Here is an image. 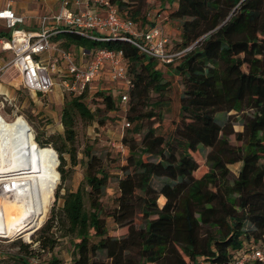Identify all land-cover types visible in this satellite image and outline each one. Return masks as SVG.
I'll return each mask as SVG.
<instances>
[{
  "label": "trees",
  "instance_id": "1",
  "mask_svg": "<svg viewBox=\"0 0 264 264\" xmlns=\"http://www.w3.org/2000/svg\"><path fill=\"white\" fill-rule=\"evenodd\" d=\"M157 1L176 2L168 9V17L179 22L175 51L189 47L169 63L117 37L92 40L69 31L52 37L66 49L122 50L131 82L128 109L120 94L102 88L93 91L101 100L95 108L85 103L87 89L77 95L66 92L60 114L63 133L45 140L34 137L38 146L51 145L57 152V169L65 181L79 162V121L104 125L107 113L122 109L131 124L121 138L127 155L118 165L120 174L111 173L105 158L86 144L83 179L75 190L55 192L62 199L59 215L51 209L35 240L40 250L53 248L51 230L60 224L62 236L73 245L71 264H233L238 251L264 235V0ZM110 2L123 19L138 24L141 3L133 9L136 0ZM10 34L2 30L0 39L8 40ZM159 65L169 67L183 86L179 122L169 139L154 125L163 119V102H152L151 93L163 97L170 87ZM230 111L242 120L243 130L234 133L239 146L228 138L233 115L225 120L217 116ZM63 154L69 156L68 169ZM238 161L242 165L231 179L229 165ZM111 179L118 195L106 206L102 198ZM137 215L139 225L134 223ZM107 217L126 227V233L110 235ZM15 259L29 264L23 254ZM49 264L60 262L53 258Z\"/></svg>",
  "mask_w": 264,
  "mask_h": 264
},
{
  "label": "rangeland",
  "instance_id": "2",
  "mask_svg": "<svg viewBox=\"0 0 264 264\" xmlns=\"http://www.w3.org/2000/svg\"><path fill=\"white\" fill-rule=\"evenodd\" d=\"M11 0H0V8L6 5L7 2ZM25 3L28 7L35 10V13H41L47 8L42 3L41 0H20ZM137 3L133 6V9H137L138 3L142 4L141 8L138 9L136 14V20L138 25L140 22L147 21L149 18L160 19L158 13L163 14V9L159 7V1L157 0H136ZM164 4V3H163ZM52 11L56 12L60 8V1L54 5H49ZM167 8V7H166ZM124 12V11H123ZM149 14V15H148ZM6 27L3 21H0V31L5 30ZM168 39L167 49L169 51H175L177 48V41L170 40L168 34L164 32ZM0 42V114L6 120H12L15 116H21L27 123L28 128L35 135H39L42 140L47 139L50 136H58L63 133V126L60 120L61 107L65 100L64 94L66 92L62 91V87L59 84L58 78H55V84L51 91L45 94L34 93L23 87L21 82V76L18 70L14 66L8 65L11 58L14 56L13 50H3ZM73 53L78 55L77 48L71 47ZM47 53L42 55V58L47 59ZM164 74L165 80L169 81L170 87L166 90L165 96L158 97L157 94L151 93V101L162 99L161 113L163 119L160 122L154 123L157 128V133L162 135L165 139H169L175 130L179 122V97L181 95L183 86L179 76H175L167 67L164 65L158 66ZM96 89L102 88L106 92H111L113 95L119 94L118 86L106 79L102 80L95 85ZM94 86V87H95ZM94 92L88 94L85 99V103L91 107L95 108L100 105V98L95 97ZM128 109V103L124 106ZM150 106L144 107V110L149 109ZM231 114L232 116V126L227 131H232V134L228 136L230 144L234 146L241 145V142L235 139L234 133L243 130L242 120L235 114L234 111H230L227 114L218 113L217 116L221 120H225L227 116ZM107 119L104 125H99L97 122L85 123L79 121L76 127L77 139L75 142L77 160L79 161L77 165L73 166L70 176L67 180L61 181L60 174L58 172L59 159L58 154L54 150L51 156V166L50 174L52 178V184L54 188V194L52 197L51 206L48 214L38 226L33 227L31 233L28 232H18L15 231L12 235L2 236L0 235V264H19L15 257L19 254H23L27 258L29 264H49L53 258L59 260L60 264H71L72 261V251L73 245L71 239L68 236H62L64 232L59 228H52L54 239L56 240L53 248L40 250L38 248V243L36 238L40 233L41 228L47 223L50 215L51 209L59 215V208L62 206V199L56 198L55 192L58 191L59 195L65 193V190H75L78 184L83 179L84 175V158L82 154V149L86 144H91L93 150L105 158V163L108 164V169L113 174L119 172L118 165L123 164L125 157L127 155V149L120 146L121 138L126 132L125 123L128 122L126 118V113L122 109H118L115 112H109L106 115ZM159 123V124H158ZM54 140H58L55 138ZM36 143V142H35ZM37 145V143H36ZM38 146V145H37ZM56 152V153H55ZM207 152V150L205 151ZM109 155V156H107ZM107 156V158H106ZM55 164H54V159ZM66 159L65 168L70 167V161L68 154H63ZM204 155L200 159L201 169H205ZM242 165L241 161L230 164V177L233 179L238 175V171ZM57 171V175H56ZM54 179V180H53ZM157 181L154 182V186H158ZM118 195L117 185L115 179H111L106 193L102 198V202L106 206L113 205V199ZM141 222L140 215L135 217V225H139ZM56 225V224H55ZM106 225L110 235L121 236L126 233V227H119L113 222L109 217L106 218ZM28 233V234H27ZM21 244H27L28 247L20 246ZM106 260V259H103Z\"/></svg>",
  "mask_w": 264,
  "mask_h": 264
},
{
  "label": "built area",
  "instance_id": "3",
  "mask_svg": "<svg viewBox=\"0 0 264 264\" xmlns=\"http://www.w3.org/2000/svg\"><path fill=\"white\" fill-rule=\"evenodd\" d=\"M71 3L84 6L74 10ZM0 19L11 31L10 38L1 41L3 50L14 52L8 65L18 70L23 87L39 94L51 91L55 78H58L62 91L72 95L86 89L91 93L96 90L98 82L100 84L106 79L118 86L123 105L128 100L127 90L131 82L122 50L101 48L86 52L79 47L78 55H75L72 49L63 48L52 40V37L62 31L73 32L92 40L117 37L162 64L171 62L174 57L189 49L169 51L168 39L160 24L154 21L142 27L123 19L110 0H61L56 13L37 17L40 30L36 32L18 28L24 17L16 15L9 7L0 10ZM46 53L47 59L42 58ZM125 125L128 127L130 123L126 122ZM120 146L125 148L121 143ZM1 185L3 186L0 184V187ZM254 261L264 264V235L257 244L247 245L233 256V264H249Z\"/></svg>",
  "mask_w": 264,
  "mask_h": 264
},
{
  "label": "bare ground",
  "instance_id": "4",
  "mask_svg": "<svg viewBox=\"0 0 264 264\" xmlns=\"http://www.w3.org/2000/svg\"><path fill=\"white\" fill-rule=\"evenodd\" d=\"M52 154L51 147L36 145L21 116L6 120L0 114L1 235L31 233L48 214L54 194Z\"/></svg>",
  "mask_w": 264,
  "mask_h": 264
},
{
  "label": "crops",
  "instance_id": "5",
  "mask_svg": "<svg viewBox=\"0 0 264 264\" xmlns=\"http://www.w3.org/2000/svg\"><path fill=\"white\" fill-rule=\"evenodd\" d=\"M41 1L47 8L45 11L41 13H35V10L31 9V7H28L25 3H23L20 0H11L7 2L5 6L0 8V10L6 7H9L16 15H20L24 17L23 23L18 25V28L36 32L40 30L37 17L42 14L51 15L53 13H56L57 11L56 12L52 11L49 5L50 4L54 5L58 3L59 1L61 4V0H41ZM83 6L84 4L77 6L75 5V3H71V8L74 10H79L80 8H83ZM159 6H160L159 7L160 9H163L165 7V9L163 10V14L158 13L159 15L158 17H161V18L156 20L153 17L152 18L148 17L147 21L142 22V27H145L149 23H153L155 21L162 26L164 32L168 34L170 40H175L178 42L180 40L179 22L177 20H174L168 17V13L170 12V10L168 9L170 8L174 9L176 7V2L173 1L172 3H170L169 1H165V2L159 1ZM0 21H3V20L0 19ZM3 24L5 26L4 21H3ZM3 40H6V39H0V42Z\"/></svg>",
  "mask_w": 264,
  "mask_h": 264
}]
</instances>
